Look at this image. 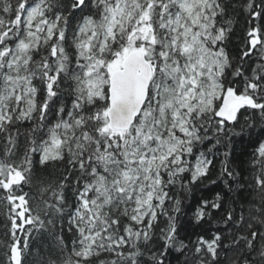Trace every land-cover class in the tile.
<instances>
[{
	"label": "snow or ice",
	"instance_id": "obj_1",
	"mask_svg": "<svg viewBox=\"0 0 264 264\" xmlns=\"http://www.w3.org/2000/svg\"><path fill=\"white\" fill-rule=\"evenodd\" d=\"M0 264H264V0H0Z\"/></svg>",
	"mask_w": 264,
	"mask_h": 264
},
{
	"label": "trees",
	"instance_id": "obj_2",
	"mask_svg": "<svg viewBox=\"0 0 264 264\" xmlns=\"http://www.w3.org/2000/svg\"><path fill=\"white\" fill-rule=\"evenodd\" d=\"M200 194H201L200 192H195L192 195L195 196V197H198ZM193 203H194V200H193Z\"/></svg>",
	"mask_w": 264,
	"mask_h": 264
}]
</instances>
